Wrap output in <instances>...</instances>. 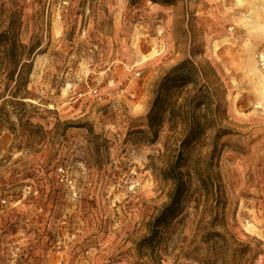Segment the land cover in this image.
<instances>
[{"label": "rangeland", "instance_id": "374dc122", "mask_svg": "<svg viewBox=\"0 0 264 264\" xmlns=\"http://www.w3.org/2000/svg\"><path fill=\"white\" fill-rule=\"evenodd\" d=\"M254 8L0 0V264H264Z\"/></svg>", "mask_w": 264, "mask_h": 264}, {"label": "bare ground", "instance_id": "6f19581e", "mask_svg": "<svg viewBox=\"0 0 264 264\" xmlns=\"http://www.w3.org/2000/svg\"><path fill=\"white\" fill-rule=\"evenodd\" d=\"M259 19H260L259 18V10L257 8H254L253 11L251 12V14L249 15L247 22L251 25L252 32L255 33L257 40H260L262 37V34L264 33V27L261 25ZM261 59H262V61H264V54L261 55ZM253 70L258 74L260 83H261V85L263 87V91H264L263 74H261L256 67H254ZM263 94H264V92H263Z\"/></svg>", "mask_w": 264, "mask_h": 264}, {"label": "trees", "instance_id": "16d2710c", "mask_svg": "<svg viewBox=\"0 0 264 264\" xmlns=\"http://www.w3.org/2000/svg\"><path fill=\"white\" fill-rule=\"evenodd\" d=\"M154 2H156V0H153ZM0 46H6V43L4 42V41H0ZM5 48H7V47H5ZM10 50H8L7 49V55H10ZM35 53V50L34 49H32L31 50V55H33ZM28 65L27 64H24L23 65V67H22V69H21V71H20V73H19V77H20V80L22 81V79L24 78V76H23V70L27 67ZM153 128V130H154V133H155V136H157V131H156V129H154V127H152ZM174 181L176 182V195H175V197H174V199L173 200H175L176 199V196L179 194V192H180V189L184 186L183 185V181H177L176 179H174Z\"/></svg>", "mask_w": 264, "mask_h": 264}, {"label": "built area", "instance_id": "2783aa9c", "mask_svg": "<svg viewBox=\"0 0 264 264\" xmlns=\"http://www.w3.org/2000/svg\"><path fill=\"white\" fill-rule=\"evenodd\" d=\"M262 62H264V61H262Z\"/></svg>", "mask_w": 264, "mask_h": 264}]
</instances>
